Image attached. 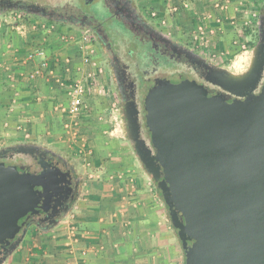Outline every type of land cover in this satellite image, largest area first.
Returning <instances> with one entry per match:
<instances>
[{
  "label": "water",
  "instance_id": "water-1",
  "mask_svg": "<svg viewBox=\"0 0 264 264\" xmlns=\"http://www.w3.org/2000/svg\"><path fill=\"white\" fill-rule=\"evenodd\" d=\"M263 48L261 42L254 44L240 71L210 66L192 51L187 57L211 69L207 81L243 97L259 85ZM153 114L170 186L160 179L161 168L150 153L137 154L166 207L184 264H264V91L248 101L226 103L208 97L192 82L173 84L155 102ZM36 148L5 146L0 156ZM47 177L48 188L56 192L54 179ZM36 198L21 184L16 167L0 163V242L9 243ZM58 224L54 221L44 231ZM28 227L9 245L0 264L18 248Z\"/></svg>",
  "mask_w": 264,
  "mask_h": 264
},
{
  "label": "crops",
  "instance_id": "crops-1",
  "mask_svg": "<svg viewBox=\"0 0 264 264\" xmlns=\"http://www.w3.org/2000/svg\"><path fill=\"white\" fill-rule=\"evenodd\" d=\"M262 1L229 0V9L221 14L224 19L212 7L215 0H193L196 7L191 5L189 12L196 14L193 25L195 29L205 25L194 35L213 41L207 54L223 50L222 41L235 36L237 19L247 16L253 27ZM207 15L211 19L204 21ZM218 17L221 24L214 21ZM29 36L20 37L19 52L32 43ZM0 41V64H10L12 50ZM53 43L45 44L52 54L58 49ZM20 71L15 68L10 78L0 66V148L30 143L57 149L76 164L83 183L71 213L50 231L31 228L4 264H184L166 207L124 134L89 135L83 129L88 108L75 132L63 131L61 126L69 119L59 106H66L65 92L50 78L24 83ZM85 101L88 107V97Z\"/></svg>",
  "mask_w": 264,
  "mask_h": 264
},
{
  "label": "flooded vegetation",
  "instance_id": "flooded-vegetation-1",
  "mask_svg": "<svg viewBox=\"0 0 264 264\" xmlns=\"http://www.w3.org/2000/svg\"><path fill=\"white\" fill-rule=\"evenodd\" d=\"M9 13L67 26L88 36L106 73L127 145L142 168L137 150L150 153L161 168L160 179L166 178L165 161L153 111L162 92L173 84L192 82L208 97L234 103L264 91V71L249 96H235L207 81L211 69L192 63L188 51L202 56L210 66L221 65L165 33L140 0H0V17ZM255 39V44H264V9L258 16ZM38 146L31 152L15 150L0 156V163L16 167L21 184L37 196L35 207L18 221V232L9 243L0 242V258L27 225L28 232L31 228L44 231L57 220L61 223L80 194L83 177L76 164L57 149ZM48 175L54 179L56 192L48 188Z\"/></svg>",
  "mask_w": 264,
  "mask_h": 264
},
{
  "label": "built area",
  "instance_id": "built-area-1",
  "mask_svg": "<svg viewBox=\"0 0 264 264\" xmlns=\"http://www.w3.org/2000/svg\"><path fill=\"white\" fill-rule=\"evenodd\" d=\"M192 1L183 0L181 6L188 10ZM212 4L213 9L220 15L225 14L230 7L229 0H215ZM194 15L196 14L194 13ZM245 15H247L246 12L242 14L243 17ZM221 16L225 19L223 15ZM18 18L21 22V18ZM210 19L211 16L207 15L204 21ZM240 19H242L245 26L250 27V19L247 16ZM221 20L222 18L219 17L214 18L217 24H221ZM26 24L31 32L29 35L32 43H29L28 49L24 52H19V49L8 46L12 50L11 63L0 64V66L3 67V71L7 72L10 78L13 76L12 73H14L15 68L21 69L19 72L20 80L30 85H34L41 78L52 79L65 92L67 98L66 106L59 105L61 113L69 118L64 124V128L70 132H75L78 126L77 120L88 108L85 99L91 91V84L94 82L95 77L102 72L91 41L85 34L66 33L52 24L32 23L29 20ZM204 26V23L199 26L195 30L196 33L202 31ZM16 29L23 30L19 32V35H21V38L25 37V24L16 26ZM193 37L198 41H208L200 38L199 35ZM48 40L52 42L54 40L55 43L53 44L58 45L56 53L49 52L48 47L45 45ZM242 47L245 49L244 45ZM61 49L62 53H60ZM56 72H60L62 75L56 76Z\"/></svg>",
  "mask_w": 264,
  "mask_h": 264
},
{
  "label": "rangeland",
  "instance_id": "rangeland-1",
  "mask_svg": "<svg viewBox=\"0 0 264 264\" xmlns=\"http://www.w3.org/2000/svg\"><path fill=\"white\" fill-rule=\"evenodd\" d=\"M140 1L148 13L154 16L158 27H160L165 33L172 36L178 42L188 44L189 46L196 48L209 59L223 67L229 68L232 71H240L246 66L249 51L252 48L251 45H254L256 42V26L258 16L264 9V0L257 9V15L254 18L253 23H251L253 24V27H250V29L248 26L243 24L242 19H237L238 24L234 29L235 36H228L225 38V40L222 41L223 50L219 53H216L214 56L207 54V50L213 41L204 42L194 39L193 36L196 33V29L193 25V22L195 21L193 17L195 15L192 14L190 16L189 12L191 11L192 13V10H186L181 6L183 0ZM191 5H193L191 9H195L196 4H194L193 1ZM18 17L21 18V22ZM27 20L31 21L32 23H45L43 21L22 17L20 13H9L0 17V39H3L5 46H11V48L19 47L17 45L19 42H21V35H19V32H22L23 30H17L16 26L20 24H25V37L29 36L31 32L29 31V26L26 24ZM50 24L52 23H49V25ZM52 25L59 27L60 30H63L66 33L78 34V32L73 28L62 25L59 26L57 24ZM29 41L30 39L27 42ZM0 44L2 45L3 43L0 41ZM243 45L245 46V49L242 47ZM96 59L99 62L97 56ZM99 67L102 72L95 77L94 82L91 84V91L88 94V116L85 118L83 129H85V131L88 130L87 132L89 135L91 132H117L122 136L123 130L120 117L118 116L113 94L107 81L106 73L104 72V68L100 62ZM66 122L67 121H65L61 126L62 130L65 132H70L68 129L64 128V124ZM89 135L88 137H90Z\"/></svg>",
  "mask_w": 264,
  "mask_h": 264
},
{
  "label": "trees",
  "instance_id": "trees-1",
  "mask_svg": "<svg viewBox=\"0 0 264 264\" xmlns=\"http://www.w3.org/2000/svg\"><path fill=\"white\" fill-rule=\"evenodd\" d=\"M253 46V44L251 45V47Z\"/></svg>",
  "mask_w": 264,
  "mask_h": 264
}]
</instances>
